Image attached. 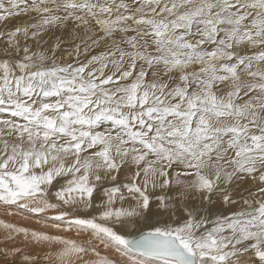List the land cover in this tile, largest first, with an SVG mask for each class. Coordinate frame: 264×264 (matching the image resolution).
Instances as JSON below:
<instances>
[{"label":"snow or ice","instance_id":"1","mask_svg":"<svg viewBox=\"0 0 264 264\" xmlns=\"http://www.w3.org/2000/svg\"><path fill=\"white\" fill-rule=\"evenodd\" d=\"M0 207V264H264V0H0Z\"/></svg>","mask_w":264,"mask_h":264},{"label":"bare ground","instance_id":"2","mask_svg":"<svg viewBox=\"0 0 264 264\" xmlns=\"http://www.w3.org/2000/svg\"><path fill=\"white\" fill-rule=\"evenodd\" d=\"M241 188H242V186H241ZM11 211H12V214L9 215L8 209H4L3 207H0V220L5 221L6 223H13V224L20 222L22 224L19 223V225L22 227L34 228L37 230H46L43 227V222L40 224H38L36 222L39 219V217L28 216L30 218H28V220H26L25 217H23L22 215H17V213H15L16 211L14 209ZM24 215H27V214H24ZM72 235L75 236V233L73 232ZM5 236H6L5 231L3 230L2 227H0V247L5 246V244H7L8 246H11L12 244H17V245L22 244L21 239H17L16 241H6ZM90 239H92V237L88 233L81 234V236H80V240H82V241H87ZM100 251L102 252V254L108 255L111 259L117 261V264H119V261L121 260V258L119 257V254L115 252V250H109L108 252H105L103 247L101 246Z\"/></svg>","mask_w":264,"mask_h":264},{"label":"rangeland","instance_id":"3","mask_svg":"<svg viewBox=\"0 0 264 264\" xmlns=\"http://www.w3.org/2000/svg\"><path fill=\"white\" fill-rule=\"evenodd\" d=\"M250 183H251V181H249L248 184H244V185H241V186H242V188H243V187L246 188V186L248 187ZM15 213H16V212H15ZM17 215H22L23 217L26 216V215H24V214H18V213H17ZM1 217H2V216H1ZM28 218H30V217H28ZM28 218H25V219L28 220ZM19 223H20V222H19ZM19 223H16V225L20 226ZM20 224H22V223H20ZM145 230H146V229H145Z\"/></svg>","mask_w":264,"mask_h":264},{"label":"water","instance_id":"4","mask_svg":"<svg viewBox=\"0 0 264 264\" xmlns=\"http://www.w3.org/2000/svg\"><path fill=\"white\" fill-rule=\"evenodd\" d=\"M134 234H135V235H138L139 233H138V231H134Z\"/></svg>","mask_w":264,"mask_h":264}]
</instances>
